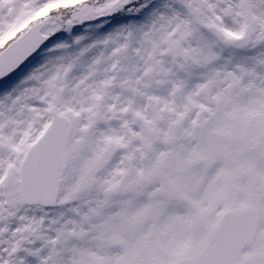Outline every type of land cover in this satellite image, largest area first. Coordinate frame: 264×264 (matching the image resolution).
Masks as SVG:
<instances>
[{
    "label": "snow or ice",
    "instance_id": "1",
    "mask_svg": "<svg viewBox=\"0 0 264 264\" xmlns=\"http://www.w3.org/2000/svg\"><path fill=\"white\" fill-rule=\"evenodd\" d=\"M0 264H264V0H0Z\"/></svg>",
    "mask_w": 264,
    "mask_h": 264
}]
</instances>
